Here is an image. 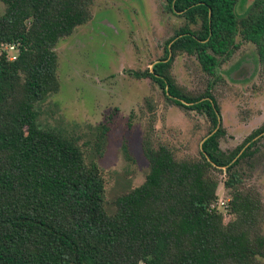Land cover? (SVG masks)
I'll return each mask as SVG.
<instances>
[{"label":"trees","instance_id":"1","mask_svg":"<svg viewBox=\"0 0 264 264\" xmlns=\"http://www.w3.org/2000/svg\"><path fill=\"white\" fill-rule=\"evenodd\" d=\"M1 1L0 50L15 45L18 54L10 60L0 52V264H264V202L243 169L264 125L223 151L226 130L216 98L209 90L185 92L171 75L179 53L215 74L239 47L238 37L256 47L264 68V0H254L242 17L240 0H168V9L187 23L144 76L214 129L200 158H178L167 145H155L152 126L143 142L145 182L113 202L99 162L108 127L100 128L90 153L78 137L40 126L36 110L60 90L56 48L91 20L94 0ZM221 173L228 222L212 208Z\"/></svg>","mask_w":264,"mask_h":264},{"label":"rangeland","instance_id":"2","mask_svg":"<svg viewBox=\"0 0 264 264\" xmlns=\"http://www.w3.org/2000/svg\"><path fill=\"white\" fill-rule=\"evenodd\" d=\"M253 1L240 0L238 17L246 15ZM5 12L0 0V14ZM186 23L168 9V0H94L91 20L56 48L60 90L36 104L39 124L78 137L90 153L97 149L100 128L108 127L99 160L108 202L145 182L149 163L143 142L152 126L155 145H167L178 158H200L202 144L214 129L207 117L168 101L144 76L165 57L167 41ZM237 43L231 59L213 75L186 53L177 54L171 68L185 92L199 96L209 90L216 98L226 130L220 146L226 152L264 125V68L253 44L241 37ZM2 50L12 58L18 54L17 47L5 45ZM243 169L264 202V137ZM225 176L219 174L216 209L228 222Z\"/></svg>","mask_w":264,"mask_h":264},{"label":"built area","instance_id":"3","mask_svg":"<svg viewBox=\"0 0 264 264\" xmlns=\"http://www.w3.org/2000/svg\"><path fill=\"white\" fill-rule=\"evenodd\" d=\"M7 46H9L10 48L17 47V46H15V45H7ZM3 47H4V46H3ZM3 47H2V48H3ZM1 51H2V49L0 50V52H1ZM8 58H9L10 60H14V59H16V56L13 57V58L8 56ZM217 205H219V204H218V203H215V205H212V208H215V209H216V208H217ZM226 206H227V204H226Z\"/></svg>","mask_w":264,"mask_h":264},{"label":"water","instance_id":"4","mask_svg":"<svg viewBox=\"0 0 264 264\" xmlns=\"http://www.w3.org/2000/svg\"><path fill=\"white\" fill-rule=\"evenodd\" d=\"M219 121L221 122V118H219ZM219 126H220V124H219ZM219 126L217 127V129L214 131V132H216L218 129H219ZM206 140V139H205ZM204 143V142H203ZM203 145V144H202Z\"/></svg>","mask_w":264,"mask_h":264}]
</instances>
